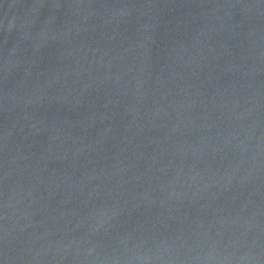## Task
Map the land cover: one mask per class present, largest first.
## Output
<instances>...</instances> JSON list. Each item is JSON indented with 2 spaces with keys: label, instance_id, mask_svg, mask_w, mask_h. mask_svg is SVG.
Here are the masks:
<instances>
[{
  "label": "water",
  "instance_id": "1",
  "mask_svg": "<svg viewBox=\"0 0 264 264\" xmlns=\"http://www.w3.org/2000/svg\"><path fill=\"white\" fill-rule=\"evenodd\" d=\"M0 264H264V0H0Z\"/></svg>",
  "mask_w": 264,
  "mask_h": 264
}]
</instances>
